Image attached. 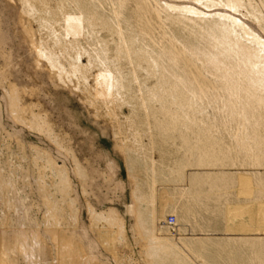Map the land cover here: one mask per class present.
<instances>
[{"label": "rangeland", "instance_id": "obj_1", "mask_svg": "<svg viewBox=\"0 0 264 264\" xmlns=\"http://www.w3.org/2000/svg\"><path fill=\"white\" fill-rule=\"evenodd\" d=\"M0 264H264V0H0Z\"/></svg>", "mask_w": 264, "mask_h": 264}, {"label": "built area", "instance_id": "obj_2", "mask_svg": "<svg viewBox=\"0 0 264 264\" xmlns=\"http://www.w3.org/2000/svg\"><path fill=\"white\" fill-rule=\"evenodd\" d=\"M166 222H167L170 226H174L175 223H176V218L173 217V216H171V217H169V218L167 219Z\"/></svg>", "mask_w": 264, "mask_h": 264}, {"label": "bare ground", "instance_id": "obj_3", "mask_svg": "<svg viewBox=\"0 0 264 264\" xmlns=\"http://www.w3.org/2000/svg\"><path fill=\"white\" fill-rule=\"evenodd\" d=\"M166 224L168 225V226H170L167 222H166ZM172 227V226H171Z\"/></svg>", "mask_w": 264, "mask_h": 264}]
</instances>
